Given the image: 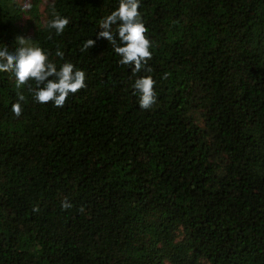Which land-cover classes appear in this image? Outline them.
<instances>
[{
	"label": "trees",
	"instance_id": "16d2710c",
	"mask_svg": "<svg viewBox=\"0 0 264 264\" xmlns=\"http://www.w3.org/2000/svg\"><path fill=\"white\" fill-rule=\"evenodd\" d=\"M44 1L0 0V43L32 38L86 86L56 107L0 73V264H264V0H141L135 75L96 39L118 0Z\"/></svg>",
	"mask_w": 264,
	"mask_h": 264
},
{
	"label": "clouds",
	"instance_id": "9594fccd",
	"mask_svg": "<svg viewBox=\"0 0 264 264\" xmlns=\"http://www.w3.org/2000/svg\"><path fill=\"white\" fill-rule=\"evenodd\" d=\"M141 0H118L117 6L99 21V31L96 39H105L111 43L113 51L119 56L121 65H128L135 75L142 69L151 72L148 61L152 58V41L145 35V26L140 11ZM54 6V0H53ZM32 7L29 0L22 4V10L28 11ZM70 23L67 16L53 11L45 27L54 29L56 34L64 32ZM96 39L89 38L83 42V49H90ZM32 38L18 35L15 46L9 47L0 43V73L7 72L14 78L17 89L29 81L35 87H30L29 92L34 103L46 104L51 101L54 106L62 107L70 94L76 93L85 87L86 73L83 69L76 68L70 61L58 64L50 56L51 53L33 43ZM56 56L63 59L64 52L59 48ZM156 81L150 74L140 75L133 82V90L138 94V106L143 110L150 109L156 102L157 96L154 89ZM25 96L18 93V98L11 105V111L18 117L21 115L22 103ZM64 208L70 207L65 202Z\"/></svg>",
	"mask_w": 264,
	"mask_h": 264
},
{
	"label": "rangeland",
	"instance_id": "374dc122",
	"mask_svg": "<svg viewBox=\"0 0 264 264\" xmlns=\"http://www.w3.org/2000/svg\"><path fill=\"white\" fill-rule=\"evenodd\" d=\"M48 0H45L44 1V3L43 4H41V6H40V8H41V10H43L44 9V7H45V4H46V2H47Z\"/></svg>",
	"mask_w": 264,
	"mask_h": 264
}]
</instances>
